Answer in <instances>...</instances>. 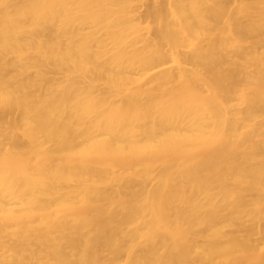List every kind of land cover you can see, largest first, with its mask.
I'll use <instances>...</instances> for the list:
<instances>
[{
  "label": "bare ground",
  "instance_id": "obj_1",
  "mask_svg": "<svg viewBox=\"0 0 264 264\" xmlns=\"http://www.w3.org/2000/svg\"><path fill=\"white\" fill-rule=\"evenodd\" d=\"M130 1L0 0V264H264V0Z\"/></svg>",
  "mask_w": 264,
  "mask_h": 264
},
{
  "label": "rangeland",
  "instance_id": "obj_2",
  "mask_svg": "<svg viewBox=\"0 0 264 264\" xmlns=\"http://www.w3.org/2000/svg\"><path fill=\"white\" fill-rule=\"evenodd\" d=\"M154 1L155 0H131L130 2H126V6L128 9L133 11V14L135 15V18L138 22L142 24H149L152 28H157L158 27V22L156 18L149 14V11H151L154 8ZM161 1L160 5L162 7H165L167 5V0H158ZM165 5V6H164ZM160 7V6H159ZM170 22L171 19H170ZM86 28V26H84ZM144 37H148L150 39H153L154 36L149 33H146L145 31L142 32ZM259 38H264V36H260ZM256 36H251L248 39L249 43H253L259 39ZM203 47L206 46V40L205 37H201L200 40L198 41ZM136 47L138 49H141L143 47V43H137ZM108 48L110 49L111 46L108 45ZM167 51H169V47L165 48ZM196 50V47L193 45H187L186 47H183L178 51L180 54H190L193 53V51ZM229 53V51H228ZM164 68H170L174 69V65L171 62L166 63ZM34 72V69H31L28 72V75H32ZM47 76L54 81H61L63 79V74L61 73L60 70L57 69V71H51L47 74ZM97 89H104L105 85L104 83H101L96 87ZM232 104L235 106V108H241V105H238L235 101L232 102ZM17 114L13 115L12 118H16ZM15 138L18 141H24V137L20 133L15 134ZM246 199L249 201H254L256 199V192L254 191H249L244 194ZM257 208H254L252 206H248L246 210L241 213L238 217L237 220L239 221V226H233V227H226L224 228L225 231L233 233L235 236L239 238H244L246 237V232L248 230L253 231V234L250 236V242L252 243L253 246H255L258 250H263L264 251V217L262 218H257V213H258ZM200 242V241H199Z\"/></svg>",
  "mask_w": 264,
  "mask_h": 264
}]
</instances>
